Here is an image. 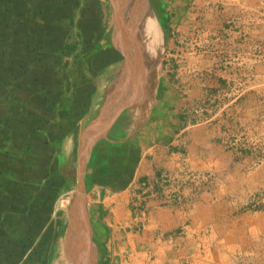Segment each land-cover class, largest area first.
I'll use <instances>...</instances> for the list:
<instances>
[{
    "label": "crops",
    "instance_id": "1",
    "mask_svg": "<svg viewBox=\"0 0 264 264\" xmlns=\"http://www.w3.org/2000/svg\"><path fill=\"white\" fill-rule=\"evenodd\" d=\"M35 1L56 9L51 46L27 18ZM77 1L0 0V264H234L259 235L243 231L244 198L217 182L182 203L165 199V174L219 170L230 156L191 132L203 109L170 103L189 0H160L161 27L150 42L142 31L141 57L121 47L125 61L110 41L108 0ZM160 38L155 52L166 43L168 58L158 77L147 43Z\"/></svg>",
    "mask_w": 264,
    "mask_h": 264
},
{
    "label": "rangeland",
    "instance_id": "2",
    "mask_svg": "<svg viewBox=\"0 0 264 264\" xmlns=\"http://www.w3.org/2000/svg\"><path fill=\"white\" fill-rule=\"evenodd\" d=\"M111 1L114 4L115 19L117 17L116 27L121 24L120 33L116 38L117 43L122 45L123 49H127L128 53L135 50L141 57L140 52L143 50L140 51V47L146 45L145 32L143 34L142 31L145 29L148 31L147 42H150L153 38L150 32L152 27L160 24L159 18L155 16L154 6L159 9L163 4L160 0ZM236 2L237 0L187 1L190 3L188 7L192 10L188 8L191 12L187 17L188 21L178 23L181 24L179 33L183 43L179 51L182 53L177 57L178 70L170 103L178 109L190 104L194 105L195 109H203L199 112L194 111L195 117L191 114L192 120H196L190 126L191 132L197 141L204 140L203 137L210 135L211 141L215 142L219 151L230 154L229 158L222 156L223 159L219 160V170H215V167L213 170H207L214 173V179L202 192L217 188L216 183L219 182L224 188L228 187L230 190L228 193L236 194L230 199L244 198L242 211L247 213L245 218H248V224L243 226V231L252 232V235L257 232L259 235L257 241L250 242L245 238L242 242V245L246 246L248 243L251 244L250 253H244L243 248L237 257H229L228 261L234 264H264V64L258 65V78L248 81L241 80L248 73L247 66L243 68L242 76H237L234 60V52L239 47L244 61L247 62L249 58L247 47L250 46L248 39L260 41L264 36V24H247L249 11L247 8L257 4V0H240L238 5ZM232 6H235L234 11ZM109 9L111 17L110 5ZM237 12L242 17L244 32L248 34L246 42H236L238 33L231 26ZM111 21L113 20L110 18V24ZM177 21L178 19L175 22ZM156 47V42L153 43V47L147 43L148 52L151 48L156 50ZM162 48L158 59L148 56V59L149 57L152 60L157 59L158 77L163 72L162 62L168 58L167 52L165 53L166 43H162ZM153 65L152 61L147 63L149 71ZM164 76L166 78L167 73H164ZM235 83L239 84V88ZM232 106L234 110L231 109ZM195 123L197 125H193ZM230 137L238 138V143H244L243 147L236 143L230 144ZM212 149L214 150V146ZM215 156L216 154L208 155L212 159H215ZM254 200L258 202L253 203ZM246 207L263 212L252 215L253 213L248 212ZM252 218L256 226L250 229ZM252 251L255 253L251 254ZM97 259L99 260L95 255V261Z\"/></svg>",
    "mask_w": 264,
    "mask_h": 264
},
{
    "label": "built area",
    "instance_id": "3",
    "mask_svg": "<svg viewBox=\"0 0 264 264\" xmlns=\"http://www.w3.org/2000/svg\"><path fill=\"white\" fill-rule=\"evenodd\" d=\"M257 4L249 7L248 11V20L247 24L249 25H256V24H264V0H257ZM242 17L236 15V18L232 21V28H234L238 35L236 37V42H243L248 39L247 32H244L243 24H241ZM249 40V47H247V54L249 58L247 62L244 61L242 51L238 47L234 52V60L236 64V75L242 76L243 68L245 65L247 66L248 73L243 79L248 81L254 80L258 78V65L260 63L264 64V36L263 38L258 41L252 38ZM237 79H234V81ZM238 82V81H236ZM236 87L239 88V84L235 83ZM238 138H229L230 144H238L243 147L244 143L239 142ZM164 178L167 182H170V187L168 188L170 192L166 193L165 199L167 203H174V202H185L187 199H191L193 196L201 193L203 190L207 189L206 187L209 186L213 182L214 173L208 171H201L196 170L190 167L182 169L176 177L171 176L169 173L164 175ZM191 190L192 194L189 195L186 193V190ZM152 194L157 195V192H153ZM253 203H257L258 200L252 201Z\"/></svg>",
    "mask_w": 264,
    "mask_h": 264
},
{
    "label": "trees",
    "instance_id": "4",
    "mask_svg": "<svg viewBox=\"0 0 264 264\" xmlns=\"http://www.w3.org/2000/svg\"><path fill=\"white\" fill-rule=\"evenodd\" d=\"M79 3L80 2L78 0L77 5ZM5 6H4V8H5ZM49 6H51V7H49ZM4 8L0 9V11H2V10L4 11ZM55 10L56 9H54L53 3L46 5V4H41L37 1H35V3H33L32 8L29 9V11H27L29 14L27 18L29 19L30 24L33 26V28H35L34 32L37 31L40 34V39H42V40H39V41H40L41 45L51 46V45H53L54 41H56V35H57L56 31H57V28L59 26L56 23L57 17H56V15H54ZM16 13L18 14L19 17H24V16H22L23 12L21 10L19 11V9H16ZM1 17L6 18V15H3ZM4 23L5 22L3 20L2 21L3 28H5ZM163 23L165 24L164 20H163ZM36 50H34V51H36ZM42 58L43 57H41V56L36 57V59H42Z\"/></svg>",
    "mask_w": 264,
    "mask_h": 264
},
{
    "label": "flooded vegetation",
    "instance_id": "5",
    "mask_svg": "<svg viewBox=\"0 0 264 264\" xmlns=\"http://www.w3.org/2000/svg\"><path fill=\"white\" fill-rule=\"evenodd\" d=\"M108 2H109V5L112 7V12H111V20H113V21H111L112 23H111V25H110V30H111V34H110V41L112 42V45L113 46H115V43H116V45L118 46V44H117V36L115 35L116 34V29H117V27H116V19H115V17H114V11H115V9H114V4L113 3H111L112 1L111 0H108ZM110 10V9H109ZM114 32H115V34H114ZM114 36H115V38H114ZM115 42V43H114ZM120 47V49H117V54L119 55H121V57H122V60L123 61H125L126 60V56H125V54L124 53H122V52H124L122 49H121V46H119Z\"/></svg>",
    "mask_w": 264,
    "mask_h": 264
},
{
    "label": "water",
    "instance_id": "6",
    "mask_svg": "<svg viewBox=\"0 0 264 264\" xmlns=\"http://www.w3.org/2000/svg\"><path fill=\"white\" fill-rule=\"evenodd\" d=\"M116 15H117V9H116ZM116 19H117V17H116ZM120 23H121V21H120ZM120 28H121V24H119L118 28L116 29V34H115L116 36L118 35V31L120 30ZM84 168H85V158H83V160L81 161L80 188H79V193H78V198H77L78 204H80L84 201V198L86 195L85 180H84Z\"/></svg>",
    "mask_w": 264,
    "mask_h": 264
},
{
    "label": "bare ground",
    "instance_id": "7",
    "mask_svg": "<svg viewBox=\"0 0 264 264\" xmlns=\"http://www.w3.org/2000/svg\"><path fill=\"white\" fill-rule=\"evenodd\" d=\"M135 2V1H134ZM118 9H119V5H118ZM118 33H120V31H118ZM160 42L156 41V46H157V49H158V46H159ZM121 47L123 48V46L121 45ZM125 50V49H124ZM127 50V49H126ZM125 50V51H126ZM159 50V49H158ZM151 51H152V48H151ZM158 52V51H157ZM126 54H127V57H128V60L130 59V54L126 51ZM152 57V56H151ZM154 57V56H153ZM155 57L158 58L157 54L155 55ZM150 59V57H149Z\"/></svg>",
    "mask_w": 264,
    "mask_h": 264
},
{
    "label": "clouds",
    "instance_id": "8",
    "mask_svg": "<svg viewBox=\"0 0 264 264\" xmlns=\"http://www.w3.org/2000/svg\"><path fill=\"white\" fill-rule=\"evenodd\" d=\"M155 23V21H153ZM161 35H162V32H161ZM152 56H155L156 55V52L155 50H152L151 53H150Z\"/></svg>",
    "mask_w": 264,
    "mask_h": 264
}]
</instances>
